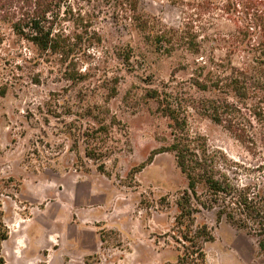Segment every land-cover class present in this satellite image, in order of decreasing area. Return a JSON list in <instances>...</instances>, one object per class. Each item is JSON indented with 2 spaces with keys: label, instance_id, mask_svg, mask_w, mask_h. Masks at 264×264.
I'll return each mask as SVG.
<instances>
[{
  "label": "rangeland",
  "instance_id": "rangeland-1",
  "mask_svg": "<svg viewBox=\"0 0 264 264\" xmlns=\"http://www.w3.org/2000/svg\"><path fill=\"white\" fill-rule=\"evenodd\" d=\"M133 2L167 25L180 22L179 9L168 0ZM124 5L122 0L84 2L88 24L102 41L88 46V32L75 51L82 66L100 69L116 63L111 53L119 45L129 43L147 55V63L139 60L130 71L120 70L118 93L109 104L126 133L117 136L119 149L105 158V172L84 156L82 141L64 133L65 122L82 127L80 109L73 105L68 116L66 103L52 102L75 91L47 63L24 61L26 48L17 56L16 38L0 25V206L8 230L1 244L3 264H178L175 199L186 181L171 152L160 151L148 161L153 150L167 144L169 129L146 90L186 80L189 71L182 68L180 52H148L125 18ZM192 124L229 158L251 166L258 162L222 126L204 117ZM197 219L213 235L203 245L208 264H264L248 230L215 210L203 209Z\"/></svg>",
  "mask_w": 264,
  "mask_h": 264
},
{
  "label": "trees",
  "instance_id": "trees-1",
  "mask_svg": "<svg viewBox=\"0 0 264 264\" xmlns=\"http://www.w3.org/2000/svg\"><path fill=\"white\" fill-rule=\"evenodd\" d=\"M88 1L0 0V25L1 31L5 26L16 38L17 56L26 48L24 61L47 63L75 91L71 96L52 97V102L66 103L68 116L74 114L73 105L80 109L82 127L76 130L73 121L65 122L64 133L75 143L82 141L84 156L99 162L97 168L105 172V158L119 149L117 136L126 133L109 104L118 93L120 70L130 71L135 62L148 60L145 52L137 53L127 43L112 51L116 63L110 68L82 66L75 51L83 34L91 33L88 46L102 41L91 30L90 18L86 19L90 15L83 4ZM168 1L179 9L177 25L163 23L138 9L132 0H122V4L125 18L148 52L167 56L180 52L182 68L189 71L186 80L146 90L167 118L169 129L167 144L153 150L148 161L160 151L171 152L186 181L175 199L173 235L180 244L178 264H208L203 245L213 235L197 219L203 209L215 210L219 218L248 230L264 254V0ZM196 117L222 126L258 162L244 165L212 148L193 126ZM4 215L0 206V264L4 263L1 244L8 238Z\"/></svg>",
  "mask_w": 264,
  "mask_h": 264
}]
</instances>
